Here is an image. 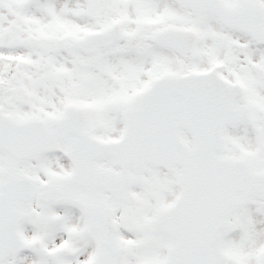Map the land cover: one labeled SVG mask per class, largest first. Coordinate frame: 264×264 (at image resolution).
Segmentation results:
<instances>
[{"label":"snow or ice","instance_id":"snow-or-ice-1","mask_svg":"<svg viewBox=\"0 0 264 264\" xmlns=\"http://www.w3.org/2000/svg\"><path fill=\"white\" fill-rule=\"evenodd\" d=\"M0 264H264V0H0Z\"/></svg>","mask_w":264,"mask_h":264}]
</instances>
